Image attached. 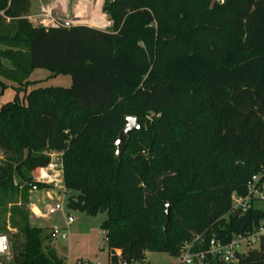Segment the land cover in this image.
Instances as JSON below:
<instances>
[{"label":"trees","instance_id":"16d2710c","mask_svg":"<svg viewBox=\"0 0 264 264\" xmlns=\"http://www.w3.org/2000/svg\"><path fill=\"white\" fill-rule=\"evenodd\" d=\"M29 11L30 0H0V97L15 92L0 103L9 264H65L29 223L30 186L49 187L31 173L51 152L74 193L66 208L105 214L109 264L175 259L197 237L207 251L264 222V210L232 204L250 199V187L264 192V0H104L105 30L34 27ZM35 70L67 75L70 86L29 90ZM126 118L140 130L116 157ZM233 264H264V241Z\"/></svg>","mask_w":264,"mask_h":264},{"label":"rangeland","instance_id":"374dc122","mask_svg":"<svg viewBox=\"0 0 264 264\" xmlns=\"http://www.w3.org/2000/svg\"><path fill=\"white\" fill-rule=\"evenodd\" d=\"M70 2L68 8V24L85 25L91 24L95 27L106 28V24L100 23L101 8L104 0H68ZM73 14V17H72ZM56 25L64 24L62 21H56ZM9 67V65H7ZM30 80L35 81V85L29 88H67L70 84V77L67 75H56L51 77L50 72L46 70H35L30 75ZM15 92L11 88H6L1 97L0 103L4 104L12 101ZM1 159V157H0ZM35 181V174L31 173ZM36 182V181H35ZM37 183V182H36ZM49 187L41 190L31 189V205L39 210L38 216H30V226L43 230L42 236H48L55 232L54 238L50 237V241L43 243V248L54 245V251L59 259L65 264H109L108 251L105 243L106 234L101 230L100 226L105 220V214H98L96 217H89L78 211H69L66 208V201L73 196V192H66L63 184L55 187L52 184H46ZM30 195V193H29ZM248 205L254 208L264 210V192H254L252 197L247 201ZM56 204L64 206L63 212H56L53 215L46 214L48 207H54ZM30 209V206H29ZM68 217L73 219L72 224L67 223ZM228 219L225 217L217 228H223ZM14 230L7 228L6 232H0V235L10 240L9 234ZM65 239L62 240L61 236ZM10 244V242H9ZM191 252L194 256L205 253L202 249L203 242H190ZM209 248V245H208ZM6 264L11 263V252L9 255L0 259ZM176 261L167 254L147 253L145 264H171ZM137 264V263H136ZM198 264V263H196Z\"/></svg>","mask_w":264,"mask_h":264},{"label":"built area","instance_id":"2783aa9c","mask_svg":"<svg viewBox=\"0 0 264 264\" xmlns=\"http://www.w3.org/2000/svg\"><path fill=\"white\" fill-rule=\"evenodd\" d=\"M40 17L42 20L40 23L42 25L51 24L56 27L57 25L52 22L50 12L47 8H44L40 12ZM49 163L46 167L38 169V177L35 178L37 183L52 184L55 187H60L62 185V175H63V163L62 155L58 152L49 153ZM258 177H253L252 183H256ZM252 187L249 188V193L252 195L254 193ZM249 198L240 199L237 197H232L233 208L240 210L241 213H245L249 206L247 201ZM64 206L62 204H56L54 207H48L46 209V214L53 215L56 212H63ZM73 219L68 217L67 223L71 224ZM61 239L64 240L65 236L62 235ZM264 241V222H261L257 227H255L252 232L245 234H238L233 237V239L225 245L212 239L209 242V249L198 256H194L191 252V244L185 243L179 249L176 261L171 264H206L205 260L209 258L212 261H218L222 264H233L238 261V256L246 254L250 249L257 248L259 244ZM193 242H201L200 238L197 237ZM10 251L9 241L6 236L0 235V259L8 256ZM0 264L2 262L0 261ZM77 264H84L83 262H78Z\"/></svg>","mask_w":264,"mask_h":264},{"label":"crops","instance_id":"0c3cea01","mask_svg":"<svg viewBox=\"0 0 264 264\" xmlns=\"http://www.w3.org/2000/svg\"><path fill=\"white\" fill-rule=\"evenodd\" d=\"M69 5H70V2L68 0H30V11H29V15L27 17V20L34 27H45V28L54 27L51 24L42 25L40 23V21L42 20V18L40 17V12L42 9L47 8L50 12L52 22L57 23L56 21H62L65 25H67L68 24V8H69ZM72 17H73V14H72ZM100 23L106 24L107 27L106 28H99V27H95L91 24H85L84 26L96 28V29H100V30L108 29L111 26V23L108 21V18L103 14L100 16ZM3 49L4 48L0 46V51H2ZM2 64L5 67H7V65H8V63L5 61H2ZM30 81H32V80H30ZM32 82H35V81H32ZM70 83H71V81H70ZM69 86H70V84H69ZM35 172L37 174H35ZM35 172H33V174H35V178H37L39 174H38V171H35ZM29 200H30V216L31 215L38 216L39 210L35 206L31 205V192L29 195Z\"/></svg>","mask_w":264,"mask_h":264},{"label":"water","instance_id":"95a60500","mask_svg":"<svg viewBox=\"0 0 264 264\" xmlns=\"http://www.w3.org/2000/svg\"><path fill=\"white\" fill-rule=\"evenodd\" d=\"M133 130H140V125L137 119L135 118H126L124 120V126L122 128V130L119 132L116 142H115V156L119 157L122 152L124 151V149L126 148L127 142H128V137L130 136V134L132 133ZM31 189H34L33 186H30ZM168 211L169 209L167 208L166 210V217H167V222H166V226L169 225V218H168ZM56 235L55 232H53L52 234H50V237L54 238ZM107 237L105 236V241H106Z\"/></svg>","mask_w":264,"mask_h":264}]
</instances>
